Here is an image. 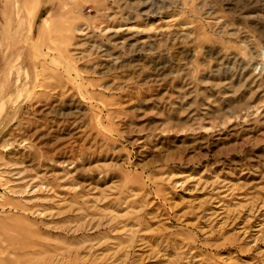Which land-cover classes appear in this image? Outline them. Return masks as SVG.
<instances>
[{"label":"rangeland","instance_id":"rangeland-1","mask_svg":"<svg viewBox=\"0 0 264 264\" xmlns=\"http://www.w3.org/2000/svg\"><path fill=\"white\" fill-rule=\"evenodd\" d=\"M0 264H264V0H0Z\"/></svg>","mask_w":264,"mask_h":264}]
</instances>
